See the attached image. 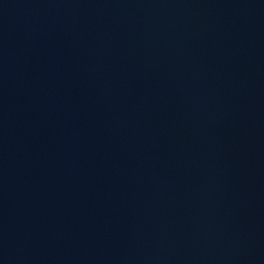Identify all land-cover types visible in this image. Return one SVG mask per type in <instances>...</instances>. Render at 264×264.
<instances>
[{"label": "water", "instance_id": "1", "mask_svg": "<svg viewBox=\"0 0 264 264\" xmlns=\"http://www.w3.org/2000/svg\"><path fill=\"white\" fill-rule=\"evenodd\" d=\"M0 264H264V0H0Z\"/></svg>", "mask_w": 264, "mask_h": 264}]
</instances>
